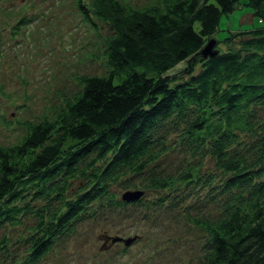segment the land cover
Instances as JSON below:
<instances>
[{
    "label": "trees",
    "instance_id": "obj_1",
    "mask_svg": "<svg viewBox=\"0 0 264 264\" xmlns=\"http://www.w3.org/2000/svg\"><path fill=\"white\" fill-rule=\"evenodd\" d=\"M76 2L96 31L95 19L109 27L106 70L78 75L51 116L0 144V264H39L100 217L183 219L202 236L189 264H264V0ZM245 4L260 24L203 58Z\"/></svg>",
    "mask_w": 264,
    "mask_h": 264
},
{
    "label": "rangeland",
    "instance_id": "obj_2",
    "mask_svg": "<svg viewBox=\"0 0 264 264\" xmlns=\"http://www.w3.org/2000/svg\"><path fill=\"white\" fill-rule=\"evenodd\" d=\"M127 1L149 4L152 0ZM20 17L26 23L18 26ZM95 20L98 31L76 0H0V144L19 142L27 121L51 116L80 89L78 75L106 70L102 41L109 27ZM221 20L214 36L218 39L260 24L247 4ZM220 47L226 48L225 42ZM182 66L179 63L171 72ZM167 159L180 164L172 153ZM194 190L183 185L180 191ZM97 220H84L78 235L59 244L39 264H189L202 239L198 229L183 219L165 220L155 227L134 219L115 224ZM118 235L133 239L127 245L124 239L114 240Z\"/></svg>",
    "mask_w": 264,
    "mask_h": 264
},
{
    "label": "water",
    "instance_id": "obj_3",
    "mask_svg": "<svg viewBox=\"0 0 264 264\" xmlns=\"http://www.w3.org/2000/svg\"><path fill=\"white\" fill-rule=\"evenodd\" d=\"M217 38L216 37H210L208 38V40L206 41L205 45L200 49V53H202L203 58L208 57V56H215L218 51H219V47H217ZM143 193L142 189H137V190H127L125 193H123V197L127 200V199H137L138 197H140ZM124 239L125 244L128 245V243L133 239L132 237H128V238H124L121 237L120 235H118V237H115L114 240L116 239Z\"/></svg>",
    "mask_w": 264,
    "mask_h": 264
},
{
    "label": "bare ground",
    "instance_id": "obj_4",
    "mask_svg": "<svg viewBox=\"0 0 264 264\" xmlns=\"http://www.w3.org/2000/svg\"><path fill=\"white\" fill-rule=\"evenodd\" d=\"M125 192H126V191H124L123 193H125ZM123 193H122V198L125 199V198L123 197V195H124ZM127 200H132V199H127Z\"/></svg>",
    "mask_w": 264,
    "mask_h": 264
}]
</instances>
